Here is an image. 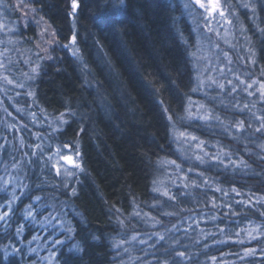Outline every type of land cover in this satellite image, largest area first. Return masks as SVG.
Instances as JSON below:
<instances>
[{
    "label": "trees",
    "instance_id": "1",
    "mask_svg": "<svg viewBox=\"0 0 264 264\" xmlns=\"http://www.w3.org/2000/svg\"><path fill=\"white\" fill-rule=\"evenodd\" d=\"M72 2L0 0V264H264V0Z\"/></svg>",
    "mask_w": 264,
    "mask_h": 264
},
{
    "label": "rangeland",
    "instance_id": "2",
    "mask_svg": "<svg viewBox=\"0 0 264 264\" xmlns=\"http://www.w3.org/2000/svg\"><path fill=\"white\" fill-rule=\"evenodd\" d=\"M190 1L191 4H194V7L198 8V13L205 19L209 20L210 23H207L204 27H203V31L201 30V33H213L216 34L220 40L222 42H228L230 41L229 39H231V36L234 35V32L231 30V19L228 16L227 12L223 9V7H221V3L219 2V0H188ZM187 2V1H186ZM190 5V4H188ZM203 5V6H202ZM213 5H218V8H214ZM187 8V6H186ZM223 11L224 12V16L222 17L220 15V12ZM13 30L12 25L9 23H6L4 20H2V18L0 17V50H7L8 46L11 44V40L8 38L9 33ZM47 30V29H45ZM199 42L202 43L203 45H208V41L206 40V38H204L203 36L199 37ZM222 55V53H221ZM225 52L224 55L225 56ZM228 59V57H227ZM225 59L223 61V68L226 66V60ZM5 63L3 62V60L1 59V54H0V73H3L4 71V65ZM222 74H219V76ZM21 77H10V76H5L3 74V76H0V85L2 84H6L9 87H16V80H19ZM233 79L237 80V84L234 83ZM264 77L262 78H248L247 80H244L242 78H239V73H235V74H231L230 78L227 79V83L225 84L227 87H230V91L231 92H235L239 88H241V90L246 96H244V99L247 98H252L255 96V92L256 90H262L263 88L261 87L262 85H264ZM22 81V80H20ZM14 87V88H15ZM235 89V90H233ZM261 92V91H258ZM240 93V91H239ZM237 96H241V95H237ZM206 106H195L194 109H190V112L192 110H195L194 112H191V116L194 118V116H196L197 114L200 115L202 120H205L208 117L209 111L207 110V112H199V110H204ZM207 109H209L207 107ZM238 125V124H237ZM239 126V125H238ZM184 137H186L185 139L193 146H195L196 148L201 146V141L197 140V138H195V136L190 134H185L183 135ZM193 143V144H192ZM70 157L71 155H69V153L63 154L61 156H59L58 158H60V162L59 165L60 167H62V171L67 172L69 170L68 166H69V162L67 160L64 159V157ZM184 164V163H183ZM187 164V163H186ZM185 166V165H184ZM168 170H165L162 174V176L160 177V179L162 181L165 182H174L173 179H170L169 173L167 172ZM4 182L6 184H12V187L14 188L15 182L14 180H11L9 178V176H6L4 179ZM132 242V239L131 241Z\"/></svg>",
    "mask_w": 264,
    "mask_h": 264
},
{
    "label": "snow or ice",
    "instance_id": "3",
    "mask_svg": "<svg viewBox=\"0 0 264 264\" xmlns=\"http://www.w3.org/2000/svg\"><path fill=\"white\" fill-rule=\"evenodd\" d=\"M124 2V0H120V3H123ZM203 6V5H202ZM213 7L214 8H218L219 6L218 5H213ZM72 8L75 10L76 8H77V3H76V0H73V2H72ZM220 15L223 17L224 16V12L223 11H221L220 12ZM73 39H75V37H73ZM262 88H264V85H262L261 86ZM233 90H235V89H233ZM260 129H257V131H259ZM199 158V157H198ZM64 159L65 160H67L69 163H72V160H71V158L70 157H64ZM78 166V165H77ZM36 199H39V197H37ZM28 215H31V212H29L28 213ZM7 216V213H5V216L4 217H0V219H3V218H5ZM161 239H163V237H161ZM55 244H61V243H63L62 241H60V240H56L55 242H54ZM254 254V250H249L247 253H246V255H253ZM179 255L180 256H184V253H179ZM213 259H215V258H213Z\"/></svg>",
    "mask_w": 264,
    "mask_h": 264
},
{
    "label": "bare ground",
    "instance_id": "4",
    "mask_svg": "<svg viewBox=\"0 0 264 264\" xmlns=\"http://www.w3.org/2000/svg\"><path fill=\"white\" fill-rule=\"evenodd\" d=\"M113 11L116 12V10H113ZM197 140H198V139H197ZM199 141H200V140H199ZM192 144H193V143H192ZM190 146H193V145H190ZM68 164H69V166L72 165V163H68ZM155 188H156V187H155ZM59 207H60V205H55V206H53V207H45V206H41V208H42V210H43V212H44L45 214H46V213L54 212V211H56L57 209H59ZM151 229H152V231L150 232L151 235H154V234L159 233L157 227H155L154 225L151 226Z\"/></svg>",
    "mask_w": 264,
    "mask_h": 264
}]
</instances>
